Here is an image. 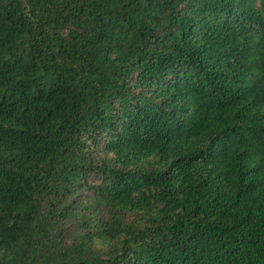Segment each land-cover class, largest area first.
<instances>
[{"label":"trees","instance_id":"1","mask_svg":"<svg viewBox=\"0 0 264 264\" xmlns=\"http://www.w3.org/2000/svg\"><path fill=\"white\" fill-rule=\"evenodd\" d=\"M0 264H264V0H0Z\"/></svg>","mask_w":264,"mask_h":264}]
</instances>
